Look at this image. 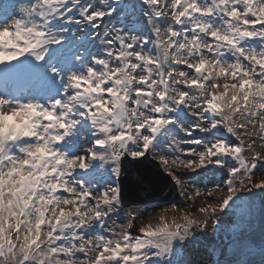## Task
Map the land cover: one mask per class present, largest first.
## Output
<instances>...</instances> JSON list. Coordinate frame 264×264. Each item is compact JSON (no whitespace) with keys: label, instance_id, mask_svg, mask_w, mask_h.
I'll use <instances>...</instances> for the list:
<instances>
[{"label":"snow or ice","instance_id":"snow-or-ice-1","mask_svg":"<svg viewBox=\"0 0 264 264\" xmlns=\"http://www.w3.org/2000/svg\"><path fill=\"white\" fill-rule=\"evenodd\" d=\"M257 198L264 236V0L0 2V264H197Z\"/></svg>","mask_w":264,"mask_h":264},{"label":"rangeland","instance_id":"rangeland-1","mask_svg":"<svg viewBox=\"0 0 264 264\" xmlns=\"http://www.w3.org/2000/svg\"><path fill=\"white\" fill-rule=\"evenodd\" d=\"M196 187L197 186H189L188 188L184 189V192L187 195H192L195 191H196ZM209 187H212L211 185H209ZM180 192V189H179ZM181 196V201L179 203H177L178 205H184V211H191L193 213L196 212V208L200 206L201 201L199 199H196L195 197H193L192 201H185L184 196ZM258 203H259V198H258ZM187 204H193L194 206L189 208L186 205ZM168 205H161L158 206L156 208H141L140 210H144V216H145V220L144 223H148L149 219H151L152 223H156L158 217L160 215H164L167 218L171 219L173 217H176L177 219H179L180 215H181V211L178 208L177 211L173 212V211H167V212H163L161 211V209L163 208H168ZM259 207V205H258ZM153 210L155 211V215H151V213L153 212ZM198 214V213H197ZM232 219L235 221L237 218L235 216L232 217ZM139 226V225H138ZM221 231L217 234V235H212V230L211 227H209L208 232H207V238L204 239V242L200 241L197 245H195V249L196 251H198L199 253H201V255H197L195 257V260L197 261V264H212V260L209 259H203L202 256L204 254H210L212 252L213 249L216 250L215 256L213 257L215 258H221L220 253L223 252V250L227 247V243H224V241L228 238L226 236H220V233L223 231H229L230 233H232V227L231 225H229L227 218L225 219V222L221 225ZM223 243V245H221ZM192 256L189 253L187 256H185V259H191Z\"/></svg>","mask_w":264,"mask_h":264},{"label":"trees","instance_id":"trees-1","mask_svg":"<svg viewBox=\"0 0 264 264\" xmlns=\"http://www.w3.org/2000/svg\"><path fill=\"white\" fill-rule=\"evenodd\" d=\"M258 209L259 207L257 205L256 216L251 226H249L246 222L244 224H241L239 228H237L236 236L234 237L231 233V235L229 236L230 242H228L227 240L224 241V243H227V247L224 249V255L222 259H224L225 257H227L228 259H232L233 252L236 250V248H244L245 256L243 258H247L253 261V264H259V247L262 240H264V236H262L260 230ZM241 232H243V236H240ZM234 240L235 244H233ZM248 249L252 250L251 253L248 252Z\"/></svg>","mask_w":264,"mask_h":264},{"label":"water","instance_id":"water-1","mask_svg":"<svg viewBox=\"0 0 264 264\" xmlns=\"http://www.w3.org/2000/svg\"><path fill=\"white\" fill-rule=\"evenodd\" d=\"M135 176V172H133V177ZM164 184H166V181H161L160 182V186H164ZM169 193H171V195H169ZM145 193H139L137 194L135 192V190L133 189H129L128 193H127V198L129 200H145ZM180 197L177 193V189L175 192L172 191V187L168 186L167 188H165V193L163 196H159V197H152L150 199L145 200V203H140V204H136V205H130V207H139V206H146L148 203H153V202H157L159 204L162 203H168L170 201L173 202H177L179 201Z\"/></svg>","mask_w":264,"mask_h":264},{"label":"bare ground","instance_id":"bare-ground-1","mask_svg":"<svg viewBox=\"0 0 264 264\" xmlns=\"http://www.w3.org/2000/svg\"><path fill=\"white\" fill-rule=\"evenodd\" d=\"M0 2H3V0H0Z\"/></svg>","mask_w":264,"mask_h":264}]
</instances>
